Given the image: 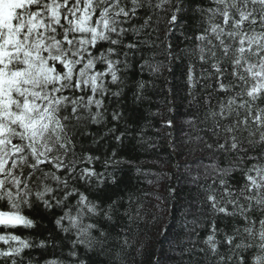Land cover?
Instances as JSON below:
<instances>
[{"label": "snow or ice", "instance_id": "snow-or-ice-1", "mask_svg": "<svg viewBox=\"0 0 264 264\" xmlns=\"http://www.w3.org/2000/svg\"><path fill=\"white\" fill-rule=\"evenodd\" d=\"M141 11L143 23L126 27ZM165 11L168 31L191 12L197 25L190 38L197 44L181 51L210 63L222 95L216 107L210 97L205 100L208 111L201 123L211 122L204 131L212 142L201 135L189 142L223 153L227 161L207 165L212 184L200 186L204 199L197 211L214 217L204 240L207 255L193 245L181 251L179 264H264V0H0V264H38L26 259V250L56 245L47 237L36 243L24 235L39 227L32 212L40 208L59 210L56 230L73 237L67 261L50 257L43 264H90V254L104 257L100 264H127L130 229L121 228L123 237L117 233L115 244L112 232L118 217L133 222V197L127 194L129 208L121 213L123 196L105 199L103 193L120 184L116 166L131 162L115 159L113 149L104 171H97L100 156L85 151L80 141L93 137L99 144L102 137L90 126L107 123L109 115L117 123L124 117L119 106L108 113L105 101L109 95L117 102L122 98L125 73L133 67L129 56L141 44L153 46L139 37L153 16ZM129 33L133 40L125 42ZM165 50L169 63L180 58L171 44ZM162 63L154 56L142 58L139 70L155 75ZM186 83L191 96L197 85L191 61ZM147 84L135 82L134 103L145 99ZM185 122L195 126L197 118ZM131 127L126 121L115 140L123 143ZM117 130L113 126L104 136ZM236 172L244 182L232 188L228 178ZM221 216L234 221L231 234L224 233L226 256L218 255L215 218Z\"/></svg>", "mask_w": 264, "mask_h": 264}, {"label": "trees", "instance_id": "trees-1", "mask_svg": "<svg viewBox=\"0 0 264 264\" xmlns=\"http://www.w3.org/2000/svg\"><path fill=\"white\" fill-rule=\"evenodd\" d=\"M144 16L145 13L141 11L138 18H134L126 27L139 26L143 23ZM168 18L170 12L167 11L153 16L151 25L139 37L141 41L149 40L153 46L141 44L139 51L130 54L129 60L133 67L125 73V93L119 102L110 95L105 101L108 113L119 106L124 112V117L117 123L111 121L109 115L107 123L90 126L89 131L98 138L102 137L99 144L92 143L93 137L80 141L85 151L100 156L101 159L94 165L97 171H104V159L111 155L113 149L118 153L115 159L131 162L116 166L115 175L119 177L120 184L107 188L103 193L105 199L123 196L121 213L129 208L127 194L130 193L133 197L129 209L134 217L133 222L129 224L127 217H118L116 228L112 232L115 244L117 233L123 237L121 228L130 229L127 236L133 247L125 257L127 264H179L181 251L193 245L205 249L207 255L204 240L211 234L214 217L206 211H197L199 201L204 199L200 186L207 187L212 184L209 176L211 169L205 170L207 165L213 160H219L221 166L227 162L223 153H213L207 149L202 151L203 144H198L195 140L189 142V137L196 135L204 136L212 142V134L204 131L211 127V122L201 123L205 112L208 111L205 100L210 97L211 106L216 107L222 95L216 92L215 73L210 63L202 64L198 62L197 57L187 56L181 51L194 48L197 44L194 38H190L196 34L197 25L191 12L183 14L180 23L171 31H168ZM129 40H133L132 33L128 34L125 42ZM167 44H171L174 54L180 57L170 63L165 50ZM152 56L155 62H163L160 71L155 75H150L148 71L141 73L139 65L142 58ZM190 61L194 65V77L197 80L191 96L186 83ZM140 79L148 84L144 91L145 99L137 104L134 103L133 93L135 82ZM224 82L227 84L230 81ZM192 97L196 99L189 104L188 101ZM169 100L172 101L171 104L168 103ZM193 116L197 118L195 126L185 122ZM168 120L173 122L172 127L167 126ZM126 121L132 127L127 129L123 143H118L115 136L125 132ZM113 126L118 130L104 136ZM169 135L171 140L168 139ZM77 150L80 151L79 146ZM108 171H112V167H109ZM194 177H199V180L194 182ZM228 182L232 188H238L244 181L242 175L236 172L228 178ZM32 214L36 217L39 227L24 235L30 236L36 243L47 237L55 241L56 245L46 250H26V259L33 257L38 264H43L44 260L50 257L67 261L73 237L56 230L53 220L60 214L59 210L53 214L40 208ZM215 219L216 239L220 242L218 255L226 256L230 254V249L224 243V233L231 234L234 221L222 216ZM137 249L140 250V255H137ZM79 251L83 258L84 250L81 248ZM90 255V264H100L105 260L104 257ZM183 260H188L187 255ZM212 264H215V260H212Z\"/></svg>", "mask_w": 264, "mask_h": 264}, {"label": "bare ground", "instance_id": "bare-ground-1", "mask_svg": "<svg viewBox=\"0 0 264 264\" xmlns=\"http://www.w3.org/2000/svg\"><path fill=\"white\" fill-rule=\"evenodd\" d=\"M168 139H170V140H171V135H169V136H168Z\"/></svg>", "mask_w": 264, "mask_h": 264}]
</instances>
